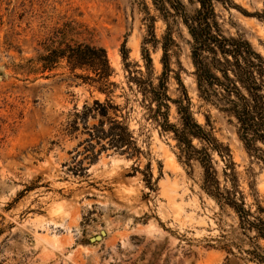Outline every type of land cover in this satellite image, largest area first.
<instances>
[{"label":"rangeland","instance_id":"1","mask_svg":"<svg viewBox=\"0 0 264 264\" xmlns=\"http://www.w3.org/2000/svg\"><path fill=\"white\" fill-rule=\"evenodd\" d=\"M230 2L216 7L224 30L264 57V22L258 18L264 0ZM147 12L155 18L156 48L143 44L149 39ZM166 28L151 0H0V264H260L255 255L264 257V240H252L234 211L201 189L198 168L188 174L172 134L148 120L139 97L127 89L124 66L145 71L143 48L155 77L162 73ZM57 29L68 31L67 41L106 49L116 103L124 104L121 94L130 99L125 112L143 152L139 160L98 145L97 162L90 164L89 135H71L67 124L76 108L105 97L85 85L70 86L65 64L52 72L29 71L27 61L43 52V41ZM172 38L171 97H178L179 75L196 121L205 125L208 117L230 148L247 205L264 208V170L249 158L228 118L198 98L186 28L173 24ZM223 166L219 162L220 172ZM102 231V240L90 242Z\"/></svg>","mask_w":264,"mask_h":264},{"label":"trees","instance_id":"2","mask_svg":"<svg viewBox=\"0 0 264 264\" xmlns=\"http://www.w3.org/2000/svg\"><path fill=\"white\" fill-rule=\"evenodd\" d=\"M192 11L182 0H151L167 28L162 38V73L155 77L149 52L143 48L145 71H132L125 64L127 89L139 97L145 116L165 133L172 134L176 142V157L188 174L200 171L201 189L221 208H229L238 218L239 228L253 234L252 240H264V208L255 211L247 205L240 190L239 175L228 146L216 137L208 117L199 124L180 76L178 97L170 95V50L174 45L173 24H182L191 37V57L194 66L198 98L223 113L236 130L249 158L264 170V57L249 41L232 36L224 30V23L216 11L218 4L231 6L230 0H187ZM147 9V8H146ZM264 22V16H258ZM149 39L143 44H160L155 33V18L146 13ZM70 33H78L70 28ZM67 30L57 29L42 43L43 52L27 61L29 71L52 72L65 64L70 73V86H88L102 94L104 100L86 102L81 110L75 109L67 124L71 135L83 130L91 155L90 164L97 162L96 146L101 150H114L126 159L139 160L142 155L134 131L130 127L127 94L124 104L116 103L118 85L111 81L114 69L106 49L86 41H67ZM122 59L126 63V42L122 46ZM38 67V68H37ZM175 106V122L171 121V108ZM90 120L97 122L90 125ZM82 145V144H80ZM218 157L219 159H216ZM219 162L224 166L218 170ZM222 180V181H221ZM147 185H151L148 180ZM151 187V186H150ZM260 249L259 246L256 247ZM264 252V251H263ZM255 255V253H252ZM260 264L264 257L255 255Z\"/></svg>","mask_w":264,"mask_h":264},{"label":"water","instance_id":"3","mask_svg":"<svg viewBox=\"0 0 264 264\" xmlns=\"http://www.w3.org/2000/svg\"><path fill=\"white\" fill-rule=\"evenodd\" d=\"M104 236H106V232H105V231H102V232H101V235L96 236V237H94V238H91V239H90V242H92V243L98 242V241L102 240V238H103Z\"/></svg>","mask_w":264,"mask_h":264}]
</instances>
